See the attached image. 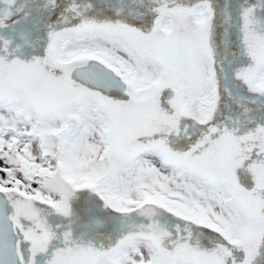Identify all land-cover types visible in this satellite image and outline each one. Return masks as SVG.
Returning <instances> with one entry per match:
<instances>
[{"label":"snow or ice","instance_id":"snow-or-ice-1","mask_svg":"<svg viewBox=\"0 0 264 264\" xmlns=\"http://www.w3.org/2000/svg\"><path fill=\"white\" fill-rule=\"evenodd\" d=\"M0 264H264V0H0Z\"/></svg>","mask_w":264,"mask_h":264}]
</instances>
